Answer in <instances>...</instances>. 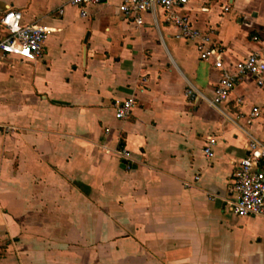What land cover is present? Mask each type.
I'll list each match as a JSON object with an SVG mask.
<instances>
[{"label": "crops", "instance_id": "1", "mask_svg": "<svg viewBox=\"0 0 264 264\" xmlns=\"http://www.w3.org/2000/svg\"><path fill=\"white\" fill-rule=\"evenodd\" d=\"M123 1L81 17L69 0H0V18L12 8L52 30L43 58L0 64V264H264L263 220L228 204L250 141L264 145V89L246 77L213 105L212 62L162 9L138 27ZM180 12L211 32L226 65L264 53V0ZM133 95L118 120L115 104Z\"/></svg>", "mask_w": 264, "mask_h": 264}, {"label": "built area", "instance_id": "2", "mask_svg": "<svg viewBox=\"0 0 264 264\" xmlns=\"http://www.w3.org/2000/svg\"><path fill=\"white\" fill-rule=\"evenodd\" d=\"M192 0H124L119 11L128 20L141 27L144 23V14L160 8L164 11L166 19L175 29V37L179 40L194 42L199 57L204 61H211L219 72L212 103L219 106L225 103L236 86L246 77H253L260 88L264 89V53L253 51L248 56L232 65H226L222 52L214 44L210 31L202 30L193 25L190 16L181 13ZM102 0H69L68 4L79 9L81 17L88 16V9L98 5ZM230 6L224 8L228 11ZM63 10H60V14ZM0 26L5 36L0 39V64L11 59L36 61L44 56V43L52 30L39 23L24 24L22 13L16 9H7L0 18ZM256 40V38H254ZM192 94V89L187 90ZM243 103L242 98L237 99V106ZM137 104L133 95L124 101L115 104V116L118 120H126ZM261 115L258 108L253 109L250 115H244L247 124ZM8 130H15L8 128ZM217 140L209 137L204 148L206 158L214 155ZM248 156L236 166L232 177L230 189L231 197L228 201L231 211L238 217H260L264 222V145L252 139L248 145ZM119 155L131 159V153L125 149L118 151ZM129 168V167H128ZM198 179V178H196Z\"/></svg>", "mask_w": 264, "mask_h": 264}, {"label": "water", "instance_id": "3", "mask_svg": "<svg viewBox=\"0 0 264 264\" xmlns=\"http://www.w3.org/2000/svg\"><path fill=\"white\" fill-rule=\"evenodd\" d=\"M89 35H87V38H88ZM86 42H87V39H86Z\"/></svg>", "mask_w": 264, "mask_h": 264}]
</instances>
